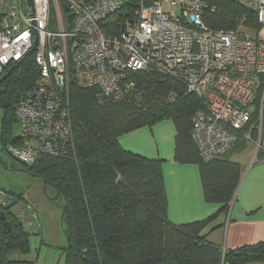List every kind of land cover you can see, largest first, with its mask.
I'll return each mask as SVG.
<instances>
[{
	"label": "trees",
	"instance_id": "obj_1",
	"mask_svg": "<svg viewBox=\"0 0 264 264\" xmlns=\"http://www.w3.org/2000/svg\"><path fill=\"white\" fill-rule=\"evenodd\" d=\"M204 22L211 29L260 28L253 12L231 0H206ZM0 84L4 111L1 143L15 144L14 107L40 75L35 53L11 66ZM2 75L0 77H3ZM134 84L120 101L105 97L98 88H82L75 80L68 96L73 126V147L64 157L41 156L26 173L43 180L62 201L66 246L64 264H249L264 262V243L224 251L207 241L206 228L228 213L242 180L240 164L217 158L205 161L192 138V117L202 100L189 94L183 82L157 70L129 74ZM264 91V79L259 85ZM259 118L254 110L250 125ZM170 119L176 127L175 161L199 167L204 199L221 206L201 221L175 224L168 217V201L161 160L125 150L120 137ZM250 128V126H249ZM259 134L253 130L252 138ZM12 203L0 207L10 230L0 218V264H21L10 253L28 254L31 234L43 232L37 219L29 225L13 208L22 197L9 191ZM33 206L27 205L24 209ZM23 209V210H24ZM35 211V210H34ZM36 212V211H35ZM21 213V212H20ZM38 217L40 218L39 214Z\"/></svg>",
	"mask_w": 264,
	"mask_h": 264
},
{
	"label": "built area",
	"instance_id": "obj_2",
	"mask_svg": "<svg viewBox=\"0 0 264 264\" xmlns=\"http://www.w3.org/2000/svg\"><path fill=\"white\" fill-rule=\"evenodd\" d=\"M231 1L264 25V0ZM206 7V0H0V77L30 52L40 71L14 107L20 135L7 152L27 166L41 156H67L71 81L120 101L133 88L129 74L149 70L173 76L202 100L191 119L202 159L254 141L253 130L262 131L261 117L250 123L264 79V38L246 34L253 30L246 19L236 30L209 28ZM11 203L0 189V207ZM19 217L29 225L39 219L31 207Z\"/></svg>",
	"mask_w": 264,
	"mask_h": 264
},
{
	"label": "crops",
	"instance_id": "obj_3",
	"mask_svg": "<svg viewBox=\"0 0 264 264\" xmlns=\"http://www.w3.org/2000/svg\"><path fill=\"white\" fill-rule=\"evenodd\" d=\"M253 109H258L262 120L261 134L254 141L240 140L222 157L241 165L242 180L228 213H222L205 231L207 241L224 251L264 243V91L259 92V88L255 92ZM175 139V124L166 119L120 137L119 143L129 152L163 161L171 222L185 224L205 220L218 213L221 206L205 201L197 165L175 161Z\"/></svg>",
	"mask_w": 264,
	"mask_h": 264
},
{
	"label": "rangeland",
	"instance_id": "obj_4",
	"mask_svg": "<svg viewBox=\"0 0 264 264\" xmlns=\"http://www.w3.org/2000/svg\"><path fill=\"white\" fill-rule=\"evenodd\" d=\"M246 34L264 38V25L257 30H250ZM4 111L0 107V189L8 190L22 199L13 208L18 215L27 205L33 206L39 214L43 225L41 234H31L30 252L28 254L10 253L13 260L34 261L36 264H64L61 250L66 246L62 226V201L53 199V190L46 187L43 180L26 173V167L14 159L1 143V128ZM20 135L15 122L12 126V136Z\"/></svg>",
	"mask_w": 264,
	"mask_h": 264
},
{
	"label": "water",
	"instance_id": "obj_5",
	"mask_svg": "<svg viewBox=\"0 0 264 264\" xmlns=\"http://www.w3.org/2000/svg\"><path fill=\"white\" fill-rule=\"evenodd\" d=\"M73 16L70 17V20L72 21ZM34 50H36V46L34 47ZM12 73V70H10L8 73H6L0 80V84H2ZM0 218L3 222V230L4 232H7V230H10V223L6 221V217L4 212H0Z\"/></svg>",
	"mask_w": 264,
	"mask_h": 264
}]
</instances>
